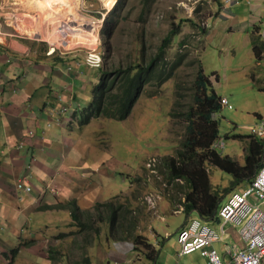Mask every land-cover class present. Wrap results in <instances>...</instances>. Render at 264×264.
Returning <instances> with one entry per match:
<instances>
[{
    "label": "crops",
    "instance_id": "1",
    "mask_svg": "<svg viewBox=\"0 0 264 264\" xmlns=\"http://www.w3.org/2000/svg\"><path fill=\"white\" fill-rule=\"evenodd\" d=\"M64 1L52 0L41 10L38 7H30L29 0H0V16L4 19L0 32V264H19L20 248L18 251L13 250L12 257L8 250L19 239L29 238L24 235L26 230L35 243L26 246L23 251L31 255L33 248L37 247L36 240L48 238L44 235L40 237L42 233L31 230V216L41 219L46 215V210H56L42 207L55 203L48 198L53 192H44L42 188L51 184L57 188L58 197L64 194L65 197L76 199L80 210L89 211L101 198L105 200L104 194L100 192L101 185L106 180L115 181L118 173L112 165L113 154L110 153V157L105 154L109 149V142L98 143L92 134L85 133V129L97 119L87 124L80 121L81 110L93 99L92 90L99 77V70L84 62L85 50L99 46L100 40L104 49L103 40L99 35V19L96 17L99 15V6L98 3L82 0L90 9L85 20L79 8L81 0ZM94 11L96 13H93ZM215 19H224V22H218L216 26L209 24V20ZM222 24H225L223 29L227 28V31L244 34V44L252 47L259 64L260 59L264 57V49L260 55H256L252 39L258 35L264 42V0H232L229 3L225 0H213L206 22L200 27L202 45L200 50L196 49L199 55L203 50H207L206 39L213 34L219 37ZM88 32L90 35L84 38L83 35ZM213 78H220L218 70H213L210 74L212 83ZM215 90L222 95L216 88ZM229 100L234 105L230 98ZM62 106H68L67 113L58 112ZM225 108L231 110L233 106ZM255 114L254 118L247 120L248 131L234 133L236 140L243 143L245 161L241 164H245L251 141L255 138V123L263 116L257 112ZM226 136H230L229 133ZM220 137L224 138L221 135ZM143 164L144 161L139 167L132 166L129 170L140 174ZM217 168L221 169L210 167V179L214 186H232L226 195L233 189H244L250 181L248 179L234 184L230 174L229 181L224 183L222 174L214 179V171H217ZM22 176L30 177L34 186L41 187V192L36 190L37 188L32 192L17 190L16 181ZM131 182L129 187L121 192L130 190ZM172 183H175L172 191L179 190V196L169 199L164 208L168 211L173 209L175 214L171 213L172 215H184L177 225L166 223L167 227H175L172 233L176 234V245L173 249L167 248L165 241L171 232L168 230L169 232L162 234L155 228L162 238L152 240L153 245L158 247V253L154 258H148V261L151 264H176L177 261L183 264H208L203 255L204 258L197 254L190 255L191 253L179 254L177 231L188 222L190 216L196 214V211L189 215L183 210L177 211L184 200L185 187L182 179L171 181L170 186ZM116 194V191H112L106 200ZM70 199L64 200L67 202ZM176 200H180V203L173 204ZM39 212L43 214H38ZM211 224L216 223L211 221ZM17 238L19 239L16 240ZM23 242L21 240L20 245ZM242 244L237 229L231 228L224 242H215L214 245L226 260L229 258L226 247ZM51 248L49 247L50 250ZM160 257L163 258L159 260Z\"/></svg>",
    "mask_w": 264,
    "mask_h": 264
},
{
    "label": "rangeland",
    "instance_id": "2",
    "mask_svg": "<svg viewBox=\"0 0 264 264\" xmlns=\"http://www.w3.org/2000/svg\"><path fill=\"white\" fill-rule=\"evenodd\" d=\"M84 1L98 3V6L105 5L103 0ZM149 1V10L142 22L137 21V18L144 0L127 1L125 8L121 11V17L124 18L120 20L112 39L113 54L108 57L107 62L108 64L123 62L125 66L133 62L136 59V44L133 40L141 32L144 33L147 53L156 52L159 43L170 29L180 25V31L173 37L167 52V60L175 65V75L163 83L156 95L149 97L142 93L125 119L92 118V121L94 119L97 121H93L91 126L85 129V133L92 134L98 143L109 142V146L107 145L109 149L105 154L108 157L110 153L113 154L112 165L118 172L116 180L111 182L106 180L101 185L100 192L104 194L106 200L112 191H116L118 193L116 196L119 195L118 198L121 199L118 202L124 204L118 210L115 220L118 222L116 229L111 234V223L107 216L108 211L106 212L105 209L102 210L100 216L93 207L87 211L92 216L91 226L93 228L86 230H82L77 225L68 209L46 210V215L41 219L30 217V221L33 222L31 230L35 233H42L40 237H43L42 235L48 237L36 240L37 247L33 248V255L23 251L26 246L35 243V240L33 242L30 235L26 233L27 230L24 235L29 238H17L16 240L19 239V241L8 250L12 257L13 250L18 251L20 248L19 264H151L148 261L150 258L148 252L153 254L154 247L146 245L144 241L136 246L133 236L141 233L149 235L143 240L162 238L155 228L162 234L169 230L171 235L166 237L165 242H167V248H175L176 234L172 233L175 227H167L166 223L177 225L184 215H172L173 209L168 211L164 208L170 201L169 199L178 198L179 190L172 191L175 183L170 186L171 181L166 180L159 166L163 162V156L167 155L163 153L175 154L184 134L185 124L182 116L171 115V111L175 109L179 113L183 111V108H187L190 99L189 88L197 69L196 63L191 64L195 57H200L206 74L210 75L213 70H218L220 78L218 80L213 78V86L221 92V96L229 97L234 103V105L231 103L233 109L223 107L218 112L220 135L225 138L226 144V148L221 151L223 154L234 156L240 163L245 161L243 143L236 140L234 133L248 131L247 120L254 118L255 112L264 116V57L258 64L252 47L244 44V34L227 31V28L223 29L225 24L219 28V37L213 34L206 39L207 50H203L199 55L198 50L202 45L200 27L206 22L213 0ZM83 13L86 14L85 10ZM182 19L185 20L181 21ZM218 20H209V24L216 26L218 22H224V19ZM99 43L98 49L102 51V41L100 40ZM178 55L181 58L177 57ZM177 82L179 88L176 87ZM176 101L184 102L185 106L176 105ZM227 133L230 136L227 137ZM143 161L145 164L142 165L140 174L129 170L132 166L139 167ZM153 167L157 169V173L155 171L152 173L151 168ZM221 174L224 176L223 182L227 183L231 175L222 169L217 168V171H214V179L220 177ZM130 182L132 190L140 188V195L133 199L130 198L133 197L131 189L126 193L121 192L129 187ZM58 195L59 193L55 191L48 195V198L55 202L70 199L64 194L62 197ZM103 201L104 199L101 198L100 202ZM179 203L180 200H176L173 204ZM127 206L133 210L128 211ZM38 214H43V212ZM162 217L165 219L163 220ZM83 219L86 220V218ZM131 221L134 222L132 225L136 228L133 236L130 235ZM120 225L128 227V230L120 228ZM153 233L156 234L155 237L152 236ZM0 236H2L1 230ZM113 238L120 239L113 240ZM21 240L24 241L22 245H20ZM49 247H52L51 251ZM196 254L204 258L199 251L190 255Z\"/></svg>",
    "mask_w": 264,
    "mask_h": 264
},
{
    "label": "trees",
    "instance_id": "3",
    "mask_svg": "<svg viewBox=\"0 0 264 264\" xmlns=\"http://www.w3.org/2000/svg\"><path fill=\"white\" fill-rule=\"evenodd\" d=\"M127 1L119 0L104 18L101 36L105 50V65L100 69V82L94 88V99L82 110V123L87 124L92 118L101 117L125 119L142 93L149 97L156 95L163 83L175 75V65L170 64L167 60V52L173 37L180 31V25L173 26L159 43L156 52H151V54L147 53L144 33L137 34L133 40V43L136 44V59L126 66L123 62L108 64L107 59L113 54L114 49L112 39L120 20L124 18L121 17V11L125 8ZM149 5L150 1L144 0L137 21L144 20ZM252 41L256 55H260L264 49L261 36H254ZM177 57L181 58L180 55ZM195 63L197 69L189 88L190 99L187 108H183V111L181 110L179 113L175 109L171 111V115L182 116L185 124L184 134L175 154L164 156L159 168L167 181H175L179 178L183 180L185 189L184 200L181 203L186 215L196 211L202 218L214 220L217 217L218 208L223 202V197L232 186L228 188L214 186L210 179L209 168L216 166L230 173L233 176L234 184L251 180L261 163L264 142L257 137L252 139L245 164H241L232 156L223 154L212 147L213 142L220 137L219 118L212 116V113L219 112L221 109L220 95L216 92L210 76L205 73L199 56L191 61V64ZM176 87L179 88L178 82ZM176 105L184 107L185 103L176 101ZM139 191V187L133 190V198L140 195ZM118 197L119 195H115L106 201H98L94 206L99 216L103 209L108 211L111 234L115 231L118 223L115 222L118 210L124 206L122 202H118L121 201ZM42 207L47 209L66 208L82 230L93 228L91 214L80 210L75 199H70L66 203L55 202V204H47ZM132 210L128 208V211ZM132 224H134L133 221L130 222L131 236L134 235L136 229ZM119 227L125 228L123 225ZM125 229L128 230V227ZM144 238L148 237L136 233L133 236L135 245L137 246L142 241L146 245H152L149 240H143ZM117 239L120 238H113V240ZM152 250L153 254L149 252L148 254L154 258L158 251Z\"/></svg>",
    "mask_w": 264,
    "mask_h": 264
},
{
    "label": "built area",
    "instance_id": "4",
    "mask_svg": "<svg viewBox=\"0 0 264 264\" xmlns=\"http://www.w3.org/2000/svg\"><path fill=\"white\" fill-rule=\"evenodd\" d=\"M231 1V0H226ZM3 22L0 18V31ZM104 56L91 48L85 55L90 66H100ZM223 103H228L223 97ZM65 109V108H64ZM256 134L264 139V117L256 123ZM219 145H223L221 142ZM16 188L29 192L32 186L27 178H19ZM219 231L206 223L200 216L192 217L178 234L179 254L199 250L209 264H263L264 258V163L256 171L251 184L244 191L233 192L219 210ZM230 225L239 226L242 245L228 248L229 258L222 259L214 243L223 239ZM176 264H182L177 262Z\"/></svg>",
    "mask_w": 264,
    "mask_h": 264
},
{
    "label": "clouds",
    "instance_id": "5",
    "mask_svg": "<svg viewBox=\"0 0 264 264\" xmlns=\"http://www.w3.org/2000/svg\"><path fill=\"white\" fill-rule=\"evenodd\" d=\"M117 1V0H116ZM115 1V2H116ZM232 1V0H231ZM231 1H226L225 0V2L226 3H229V2H231ZM115 2H114V4L111 6V7H109V8H107L108 6H105V5H102V6H99V15H96V17L99 19V24H100V30H99V35H100V37L102 38V36H101V29H102V26H103V22H104V18H105V15H106V13L108 12V10H110V9H112L113 7H114V5H115ZM93 13H96L95 11L93 12ZM0 18H1V21L2 22H4V19L2 18V16H0ZM2 27H3V24H2ZM1 31H2V28H1ZM0 31V32H1ZM186 46V45H185ZM91 48H96V50L98 51V52H100L103 56H104V59H103V63H102V65H100V66H90V65H88L86 62H85V55H86V53H87V51L89 50V49H91ZM91 48H87L86 50H85V55H84V62L89 66V67H91V68H95V69H97V70H99V77H98V81L100 82V69L101 68H103L104 67V63H105V50L103 49L102 51H100L99 49H98V46H96V47H91ZM200 58V57H199ZM206 73V72H205ZM195 76V75H194ZM210 76V75H209ZM1 82H2V79H1V74H0V84H1ZM98 84V83H97ZM97 84H95V86L97 85ZM95 86L93 87V94H94V88H95ZM217 92V91H216ZM95 96V95H94ZM140 97V96H139ZM138 97V98H139ZM223 97H226L227 98V100H228V103H223ZM93 99H94V97H93ZM92 99V100H93ZM91 100V101H92ZM90 101V102H91ZM89 104V103H88ZM87 104V105H88ZM220 104H221V109L223 108V107H227V106H230V107H232L233 105L231 104V102H230V100H229V98L227 97V96H220ZM86 105V106H87ZM86 106H84V107H86ZM65 108V109H64ZM83 110V109H82ZM82 110H81V120L83 119V117H82ZM67 111H68V106H62L60 109H59V113L60 114H65V113H67ZM212 116L214 117V118H217V117H219V114H218V112H214V113H212ZM261 117H264V116H260V118ZM80 120V121H81ZM259 120V119H258ZM257 120V121H258ZM91 121V120H90ZM89 121V122H90ZM257 121H256V123H257ZM82 123V122H81ZM256 123H255V129H256ZM255 137H257V138H259V139H261L263 142H264V139L263 138H261V137H259L257 134H256V132H255ZM223 143V145H219L220 143ZM212 147L213 148H215V149H217V150H219V151H221V150H223L224 149V147H225V139L224 138H221V137H219V138H217L214 142H213V144H212ZM222 152V151H221ZM152 162H155V160H152ZM264 163V154H263V156H261V163H260V165L261 164H263ZM260 165L258 166V168L260 167ZM153 166H155V164L153 165ZM258 168H257V170H258ZM210 169V168H209ZM151 170H152V173H154V171H155V173H157V170L153 167V168H151ZM256 170V171H257ZM256 171H255V173H256ZM210 172V171H209ZM255 173H254V175H255ZM254 175L252 176V178H251V180H250V182L245 186V188L244 189H242V190H240V189H233V190H231L229 193H228V195H226L225 194V196L223 197V202H222V204L220 205V207L218 208V211H217V217L214 219V220H206V219H204V218H202L199 214H195V215H193V216H190V218H189V220L192 218V217H195V216H200L206 223H208L209 225H211L212 227H214L216 230H220L219 229V227H220V223H221V219H220V217L218 216V214H219V210H220V208L222 207V205L227 201V199L230 197V195L233 193V192H237V191H244L247 187H249L250 186V184H251V181H252V179H253V177H254ZM20 178H27L28 179V181L30 182V184H31V186H32V190L31 191H29V192H32V191H34V188H37L36 190H39L40 192H41V187H37V186H34L33 184H32V182H31V180H30V177H28V176H22V177H20ZM19 179V178H18ZM17 179V180H18ZM176 180H181L180 178L179 179H176ZM17 182V181H16ZM18 190V189H17ZM44 190V192H47V191H50V192H55V191H57V188L55 187V186H53V185H51V184H49V185H47L46 187H44V188H42V191ZM19 191H21V190H19ZM21 192H26V191H21ZM58 192V191H57ZM110 199V198H109ZM104 201H106V200H104ZM98 202V201H97ZM59 209H61V208H59ZM95 210V209H94ZM179 210H184V206H183V204H180L179 205V208H178V210L177 211H179ZM74 220V219H73ZM189 220H188V222H189ZM75 221V220H74ZM211 221H213L214 223H216L215 225H213V224H211ZM76 222V221H75ZM188 222H186V224H184V225H182L181 227H179V229H178V231H177V241H178V234H179V231L183 228V227H185L187 224H188ZM231 228H236L237 229V231H238V233H239V226H235V225H230L229 226V228L227 229V231H226V234L224 235V237H223V239L222 240H220V241H217V242H224V239H225V237H226V235H229V230L231 229ZM155 233H153V235L152 236H154L155 237ZM239 235H240V233H239ZM147 237H149V235H147ZM240 237H241V235H240ZM241 239H242V237H241ZM151 243H152V246L154 247V249H156L157 247H155L154 245H153V241L152 240H149ZM243 241V240H242ZM215 244V243H214ZM234 246V245H233ZM216 247V246H215ZM217 248V247H216ZM229 248H231V247H229ZM218 249V248H217ZM227 247H226V251H227ZM157 250V249H156ZM51 251V250H50ZM197 251H199V250H197ZM218 251H219V253H220V255H221V257H222V259H224V257L222 256V253H221V251L218 249ZM179 252H180V250H179ZM195 252V251H194ZM200 252V251H199ZM201 253V252H200ZM190 254V253H189ZM227 254V253H226ZM156 255V254H155ZM180 255H183V254H180ZM201 255H202V253H201ZM204 256V255H203ZM206 257V256H205ZM207 258V257H206ZM208 260V259H207ZM225 260V259H224ZM177 262H180V261H177ZM176 262V263H177ZM262 263H263V261H262ZM183 264V263H182ZM209 264V263H208Z\"/></svg>",
    "mask_w": 264,
    "mask_h": 264
},
{
    "label": "bare ground",
    "instance_id": "6",
    "mask_svg": "<svg viewBox=\"0 0 264 264\" xmlns=\"http://www.w3.org/2000/svg\"><path fill=\"white\" fill-rule=\"evenodd\" d=\"M50 1H52V0H29V6L30 7H32L33 9H36L37 7L38 8H40L41 10H43L44 9V6H47V5H49L50 4ZM56 1H58V0H56ZM63 1V0H62ZM66 1V0H65ZM64 1V2H65ZM116 0H104V4H106L107 6H109V7H111L113 4H114V2H115ZM39 2V3H38ZM59 4V3H58ZM54 6V5H53ZM55 7H57V5L55 6ZM26 8V7H25ZM54 8V7H53ZM80 10H82V13L84 12V10H85V12H86V14H84L85 16H82L83 17V19H85V20H87V18H88V15H89V13H90V9L87 7V5L81 0V2H80ZM45 12H46V10H45ZM47 15V14H46ZM54 15V14H53ZM43 16H45V15H43ZM50 18H52V17H50ZM50 21V20H49ZM57 21V20H56ZM71 21V20H70ZM62 22V21H61ZM64 22H62V24H63ZM50 24H51V22H50ZM61 24V25H62ZM68 26V25H67ZM59 27H61V29H63L62 28V26H59ZM66 30V29H65ZM71 34V33H70ZM65 35V34H64ZM90 35V32H88L87 34H84L83 35V37L84 38H87L88 36ZM87 36V37H86Z\"/></svg>",
    "mask_w": 264,
    "mask_h": 264
}]
</instances>
